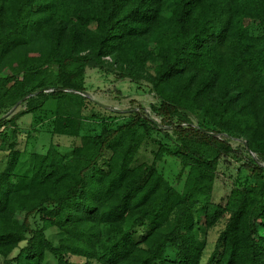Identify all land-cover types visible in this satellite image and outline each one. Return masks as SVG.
Returning a JSON list of instances; mask_svg holds the SVG:
<instances>
[{
	"label": "trees",
	"instance_id": "16d2710c",
	"mask_svg": "<svg viewBox=\"0 0 264 264\" xmlns=\"http://www.w3.org/2000/svg\"><path fill=\"white\" fill-rule=\"evenodd\" d=\"M87 68L147 81L161 123L94 101ZM27 114L28 138L73 137L70 151L22 166ZM1 126L3 264H264V165H239L213 199L236 153L223 136L264 160V0H0ZM144 147L151 163L137 162ZM165 155L180 188L157 168Z\"/></svg>",
	"mask_w": 264,
	"mask_h": 264
},
{
	"label": "rangeland",
	"instance_id": "374dc122",
	"mask_svg": "<svg viewBox=\"0 0 264 264\" xmlns=\"http://www.w3.org/2000/svg\"><path fill=\"white\" fill-rule=\"evenodd\" d=\"M149 71L152 72L151 68ZM86 90L87 94L94 101L106 106L107 108L118 111L129 109L144 110L145 113L152 119L161 123V118L151 109L152 104H157V99L150 88V84L145 80H141L136 83L129 77H119L118 74L113 71L87 68ZM21 109L22 107H18L17 109H14V111H10L8 116L13 115ZM96 110L98 111V108H96ZM92 112L93 109L90 108V110L85 113L87 116L85 121H87L90 126L95 125L94 122L89 121L90 117H88ZM191 119L196 122L194 116H191ZM17 122L21 130L17 148L21 150L20 164L25 168H27L31 163L34 152L44 153L51 144L57 147L59 153L65 154L68 153L73 146V137L51 135L43 129H39L37 133L34 134V138H28L27 132L32 129V118L30 114L18 117ZM223 138L229 141V143L236 150V153L233 156L226 158V162L221 161L219 166L220 173L217 176L213 190V199L216 202L223 201L227 196L233 181L230 174L235 173L236 167L244 162L250 161L249 159L251 158L256 159L258 164L264 165V160L259 161L256 154H252L245 149V140L231 139L228 136H223ZM150 149L151 147H144L137 157V162L151 163L153 156L150 153ZM7 154L8 151L0 150V168L4 166ZM157 168L173 185L178 188L181 187L183 177L178 179L180 165L175 157L165 155L157 164ZM221 229L222 225H218L210 231L208 235V243L205 248V261L211 254L214 242ZM47 236L56 244L60 238V231L57 228H50L47 230ZM72 260L79 264L84 262V259L80 257H72ZM0 264H3L2 257H0ZM43 264H55V261L50 254H48Z\"/></svg>",
	"mask_w": 264,
	"mask_h": 264
},
{
	"label": "built area",
	"instance_id": "2783aa9c",
	"mask_svg": "<svg viewBox=\"0 0 264 264\" xmlns=\"http://www.w3.org/2000/svg\"><path fill=\"white\" fill-rule=\"evenodd\" d=\"M2 129H3V127L1 126V127H0V130H2Z\"/></svg>",
	"mask_w": 264,
	"mask_h": 264
}]
</instances>
